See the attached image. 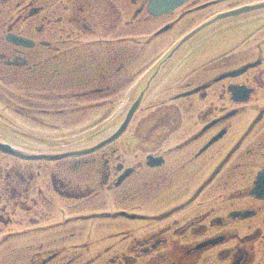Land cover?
Instances as JSON below:
<instances>
[{"label":"flooded vegetation","instance_id":"flooded-vegetation-1","mask_svg":"<svg viewBox=\"0 0 264 264\" xmlns=\"http://www.w3.org/2000/svg\"><path fill=\"white\" fill-rule=\"evenodd\" d=\"M261 2L154 16L148 0H0L1 144L25 157L94 147L122 125L107 121L115 99L130 95L125 113L145 91L94 153L0 152V264H264V199L249 195L264 173V9L215 20ZM206 47L222 58L197 64Z\"/></svg>","mask_w":264,"mask_h":264},{"label":"rangeland","instance_id":"rangeland-1","mask_svg":"<svg viewBox=\"0 0 264 264\" xmlns=\"http://www.w3.org/2000/svg\"><path fill=\"white\" fill-rule=\"evenodd\" d=\"M220 50V48H214V47H206L205 48V54H209V56H207V55H205V56H202V55H199V54H193V57L195 58V59H197V60H200V58H202L199 62H197V64H201L202 62H204V61H208L210 58H212V56H216V55H213V54H215V53H217L218 51ZM163 51L164 50H161V53H163ZM165 51H167V50H165ZM160 53V54H161ZM219 53H221V51L219 52ZM159 54V53H158ZM157 53L156 54H154L153 56H159ZM150 55H152V54H150ZM152 57V56H151ZM7 88H11V87H7ZM158 97H160V96H158V94L157 93H155L154 95H153V99L152 100H157L158 99ZM129 100H130V95H124L122 98L121 97H118V98H116L115 99V111L112 113V116H110V118H109V120H107V121H112L113 120V117L114 116H117L118 117V120L120 121L121 119H123V117H124V115H125V113H124V109H125V107L127 106V103L129 102ZM155 104H157V102H155ZM146 115H148L147 114V112H140V113H138V118L136 119V121H135V123L134 124H137V122L142 118V117H145ZM95 116H93L92 118H94ZM24 120V119H23ZM27 121V120H26ZM111 128H113L112 126H111ZM78 129H80V127H73V128H68V129H66L67 130V133L68 132H71V131H78ZM66 130H63V131H66ZM133 130V129H132Z\"/></svg>","mask_w":264,"mask_h":264},{"label":"water","instance_id":"water-1","mask_svg":"<svg viewBox=\"0 0 264 264\" xmlns=\"http://www.w3.org/2000/svg\"><path fill=\"white\" fill-rule=\"evenodd\" d=\"M183 1L185 0H151V4H152V8L157 12L159 11L160 9V12L162 10H170V9H173L174 7L180 5ZM260 7H264V4L261 5V6H258V8ZM22 43H25L26 41L25 40H21ZM135 111V107L134 109L130 112V114L128 115L127 117V120L126 122L124 123L123 127L121 128L120 131H122L124 129V127L128 124L132 114L134 113ZM120 132H118L119 134ZM116 137V136H115ZM8 147L7 146H4V145H1L0 144V150H3V151H8ZM14 153V152H13ZM55 158V157H53Z\"/></svg>","mask_w":264,"mask_h":264}]
</instances>
